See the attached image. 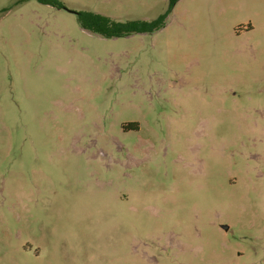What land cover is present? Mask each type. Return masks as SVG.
Returning a JSON list of instances; mask_svg holds the SVG:
<instances>
[{
  "label": "rangeland",
  "instance_id": "374dc122",
  "mask_svg": "<svg viewBox=\"0 0 264 264\" xmlns=\"http://www.w3.org/2000/svg\"><path fill=\"white\" fill-rule=\"evenodd\" d=\"M59 1L0 0V264H264V0Z\"/></svg>",
  "mask_w": 264,
  "mask_h": 264
},
{
  "label": "trees",
  "instance_id": "16d2710c",
  "mask_svg": "<svg viewBox=\"0 0 264 264\" xmlns=\"http://www.w3.org/2000/svg\"><path fill=\"white\" fill-rule=\"evenodd\" d=\"M40 4L62 9L63 4L59 0H36ZM177 0H170L171 8ZM171 8L152 21H125L119 22L112 18L92 12L76 13L80 27L86 32L105 39L128 37L133 34H153L165 27V19L171 12Z\"/></svg>",
  "mask_w": 264,
  "mask_h": 264
},
{
  "label": "flooded vegetation",
  "instance_id": "af4514ba",
  "mask_svg": "<svg viewBox=\"0 0 264 264\" xmlns=\"http://www.w3.org/2000/svg\"><path fill=\"white\" fill-rule=\"evenodd\" d=\"M130 126H132V128H134L135 130H138V129H136V127H138V125H136V124H130Z\"/></svg>",
  "mask_w": 264,
  "mask_h": 264
},
{
  "label": "water",
  "instance_id": "95a60500",
  "mask_svg": "<svg viewBox=\"0 0 264 264\" xmlns=\"http://www.w3.org/2000/svg\"><path fill=\"white\" fill-rule=\"evenodd\" d=\"M70 12H72V11H70ZM222 229L226 231L227 227L226 226H222Z\"/></svg>",
  "mask_w": 264,
  "mask_h": 264
}]
</instances>
